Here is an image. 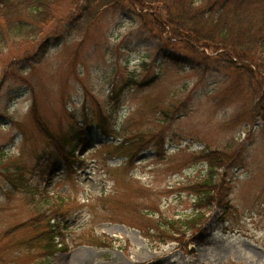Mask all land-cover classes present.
Returning <instances> with one entry per match:
<instances>
[{
  "label": "rangeland",
  "instance_id": "374dc122",
  "mask_svg": "<svg viewBox=\"0 0 264 264\" xmlns=\"http://www.w3.org/2000/svg\"><path fill=\"white\" fill-rule=\"evenodd\" d=\"M82 3L61 0L37 35L0 52V264H264V126L252 91L264 78L218 56L192 70L197 58L128 1ZM79 130L66 168L58 151ZM204 149L233 155L217 168L229 205L206 202L171 234L161 223L203 202L189 187L209 173ZM48 218L62 233L50 256L38 237ZM93 235L117 240L98 246Z\"/></svg>",
  "mask_w": 264,
  "mask_h": 264
},
{
  "label": "trees",
  "instance_id": "16d2710c",
  "mask_svg": "<svg viewBox=\"0 0 264 264\" xmlns=\"http://www.w3.org/2000/svg\"><path fill=\"white\" fill-rule=\"evenodd\" d=\"M60 1L0 0V52L8 48V42H20L24 38L31 39L33 35H37L44 24L54 20L55 9L60 5ZM82 1L83 12L92 5L93 0ZM124 1L129 2V7L127 6L126 9H138V16L141 15L144 21L146 17H149L151 23L155 24V30L158 32L161 30L167 34L165 39L169 43L173 42L182 46L183 50L192 56L188 57L193 60L194 58L199 59L189 63L190 69L195 70L202 61L206 62L212 58L220 60L217 59L218 56V58L223 57L224 60L221 59V61H225L227 65H231L233 68L249 71L252 79H256L258 76L264 78V0ZM90 16L89 20H92L93 14ZM29 45H31V42H27V47ZM38 47V49H42V44ZM209 51L214 54H208ZM28 56L31 55L29 54L26 57ZM166 57L175 62L182 61L176 58L175 55L167 54ZM33 60L34 58L32 62ZM132 80L136 81L135 79ZM260 84L252 90L255 92L253 94L256 100L253 107L258 109V114H260L264 126V89H261L262 84ZM143 135L142 132L135 138L143 141ZM74 136L75 141H73V146L70 149L58 151V158L61 160L65 158L64 164L66 168L70 169L76 161L73 148L81 137V131H75ZM127 141L128 139L125 140V142ZM146 142L148 141L140 144L138 140L135 145H140L138 147L140 149V147L146 145ZM57 143L64 148L63 144ZM117 147H121V145ZM197 158L208 162L209 173L203 180L196 182L198 184L189 187V189L198 195V202H203L196 204L197 208L192 216L169 221V227L161 223L162 227L171 231V234L174 235L178 233L174 230V225L178 229V225L187 226L196 218L202 217V212L199 210L206 202H214L216 198H219L217 206H224L223 203L229 205L228 200H226L228 194L224 190V185L222 186V184H225L223 182L224 172L218 173L217 168L223 166L225 159L228 158L231 161L233 155L231 153L227 155L225 151H219V149H204ZM17 170L18 173L23 174L20 168ZM217 175H221L222 178L216 180ZM19 183H24V188L29 186L26 181L24 182V178H20ZM47 220L49 229L43 231L38 237L44 236L47 238L45 247L48 249V256H50L57 247V236L62 235V233L57 230L55 224L50 223V218ZM57 227H59V224ZM91 240L92 244L106 246L117 239L93 235Z\"/></svg>",
  "mask_w": 264,
  "mask_h": 264
}]
</instances>
